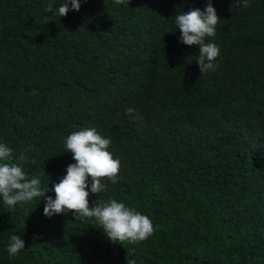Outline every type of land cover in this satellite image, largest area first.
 <instances>
[{"label": "trees", "instance_id": "16d2710c", "mask_svg": "<svg viewBox=\"0 0 264 264\" xmlns=\"http://www.w3.org/2000/svg\"><path fill=\"white\" fill-rule=\"evenodd\" d=\"M0 264H264V0H0Z\"/></svg>", "mask_w": 264, "mask_h": 264}]
</instances>
